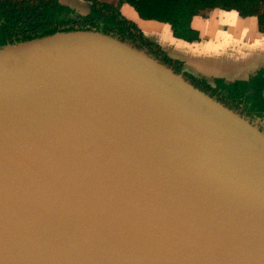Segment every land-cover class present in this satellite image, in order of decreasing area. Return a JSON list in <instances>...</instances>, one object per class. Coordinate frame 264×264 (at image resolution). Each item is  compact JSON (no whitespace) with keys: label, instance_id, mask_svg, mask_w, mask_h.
I'll use <instances>...</instances> for the list:
<instances>
[{"label":"water","instance_id":"water-1","mask_svg":"<svg viewBox=\"0 0 264 264\" xmlns=\"http://www.w3.org/2000/svg\"><path fill=\"white\" fill-rule=\"evenodd\" d=\"M187 74L94 30L0 45V264H264V129Z\"/></svg>","mask_w":264,"mask_h":264},{"label":"trees","instance_id":"trees-1","mask_svg":"<svg viewBox=\"0 0 264 264\" xmlns=\"http://www.w3.org/2000/svg\"><path fill=\"white\" fill-rule=\"evenodd\" d=\"M90 1L89 13L81 15L60 0H0V45L61 31L94 30L125 41L144 50L175 71L180 70L181 61L169 57L159 45L149 40L140 27L120 11L119 6L101 0ZM119 2L131 4L142 18L170 23L173 34L188 41L199 37L198 30L191 25L192 17L213 8L235 9L242 17L256 15L257 28L264 31V0H119ZM187 76L194 85L200 87L197 78L190 74ZM224 89L232 95L231 98L236 96L243 100L249 108L248 115L254 113L264 115V66H259L249 80H236L226 84ZM214 97L237 110L235 106L216 95Z\"/></svg>","mask_w":264,"mask_h":264},{"label":"crops","instance_id":"crops-1","mask_svg":"<svg viewBox=\"0 0 264 264\" xmlns=\"http://www.w3.org/2000/svg\"><path fill=\"white\" fill-rule=\"evenodd\" d=\"M78 1L73 0L74 5L83 6V3ZM82 1L85 4V1ZM115 2L117 0L112 3ZM120 9L137 23L149 40L155 42L169 55L181 60L183 68L196 77L212 81L215 77H223L227 81L245 78L255 71L258 61L264 59L249 56L247 61L238 58L239 51L244 55V38L241 36L232 38L228 33L229 28H225L221 23L206 25L200 13L194 15L191 20V25L198 30L199 37L188 41L174 36L168 22L140 17L136 9L127 2L122 3ZM228 12L239 17L234 9ZM254 26L257 29V18Z\"/></svg>","mask_w":264,"mask_h":264},{"label":"flooded vegetation","instance_id":"flooded-vegetation-1","mask_svg":"<svg viewBox=\"0 0 264 264\" xmlns=\"http://www.w3.org/2000/svg\"><path fill=\"white\" fill-rule=\"evenodd\" d=\"M84 1L88 5L86 10H83L82 8H77L76 5L73 6L74 3H72L71 0H60V2L70 6L78 14H81V15H85V14L89 13V11H90L91 1L90 0H84ZM106 2H108V1H106ZM108 3H110L112 5H117V6H119V9H120L121 4L124 3V2L120 3L119 0H117L116 3H112V2H108ZM229 10H231V9H229ZM229 10H226V12L229 11ZM120 11H121V9H120ZM227 15H230L231 20L233 19L235 21L234 25H231L232 27H230V28L228 27L229 28V31H228L229 35L232 38H234L235 36H239V37L241 36L242 37V35H244L243 36L244 44H245L244 55H242V53H243L242 51H239L238 54H237L238 58H240V59L244 58L245 60L248 61L249 56H253L254 58H257V57H260V56L264 57V39H263L264 32L258 33V32L255 31V29H254V20H253V18H251V17L256 16V15H249V16H245V17L241 16V18H239L238 16H236L234 13H231V12H227ZM256 18H257V16H256ZM247 35L249 37L246 40V36ZM255 71L250 73L245 78H236L235 80H232V81H227L223 77H215L214 80L217 81L215 85L206 83L207 81H206L205 78H199V77H196V76H194L192 74H190V75L195 77V78H197L198 82L200 81L199 82V86L202 89H204L205 91L209 92L212 95H216L218 98L222 99L225 102L230 103L231 105L235 106L237 109L240 110L241 105H243V104L245 105V103H243V100H239V97L235 96V97L231 98L232 95H229L226 92V90L224 89V86L226 84H230V83H232V82H234L236 80H249L251 78V76L255 73Z\"/></svg>","mask_w":264,"mask_h":264},{"label":"rangeland","instance_id":"rangeland-1","mask_svg":"<svg viewBox=\"0 0 264 264\" xmlns=\"http://www.w3.org/2000/svg\"><path fill=\"white\" fill-rule=\"evenodd\" d=\"M72 1V3H73V0H71ZM103 1V0H102ZM104 1H108V2H114V0H104ZM78 2H81V3H83V6H81V5H78V4H76V7L77 8H82L83 10H86L87 9V3L85 2V4H84V2L82 1V0H79ZM116 3V2H115ZM73 6H75V5H73ZM222 10V11H221ZM220 10V8H213V9H210V10H207V11H205V12H201L200 14L202 15V20L203 21H206V25H211V24H220L221 23V25H223L225 28H230V27H232L231 25H234V23H235V21L232 19L231 20V18H230V15H227V12H226V10L225 9H221ZM226 12V13H225ZM123 13V12H122ZM124 14V13H123ZM125 15V14H124ZM126 16V15H125ZM127 17V16H126ZM129 18V17H128ZM239 18H241V16H239ZM251 18H253V20H254V24H255V20H256V16H253V17H251ZM244 19V18H243ZM228 20V21H227ZM136 23V22H135ZM137 24V23H136ZM244 35H242V37H243ZM248 35L246 36V40L248 39ZM263 39H264V37H263ZM165 52V51H164ZM166 53V52H165ZM262 62V63H261ZM261 62L260 61H258V63H260V64H262V65H264V59L262 60L261 59ZM191 79V78H190ZM234 80V79H233ZM231 81V80H230ZM192 82V81H191ZM200 82V81H199ZM216 80H210V82H206V83H208V84H212V85H215L216 84ZM193 83V82H192ZM194 84V83H193ZM200 88V87H199ZM202 89V88H201ZM203 91H205L204 89H202ZM205 92H207V91H205ZM207 93H209V92H207ZM210 94V93H209ZM211 95V94H210ZM213 97H214V95H212ZM240 110H241V112H240ZM240 110L239 109H237L236 110V112H238L239 114H241V115H243L246 119H249L250 121H251V123L253 124V125H255L256 127H258L259 129H264V115H258L257 113H254V114H251V115H248L247 114V112L249 111V108L247 107V105L245 104H243V105H241V108H240Z\"/></svg>","mask_w":264,"mask_h":264}]
</instances>
